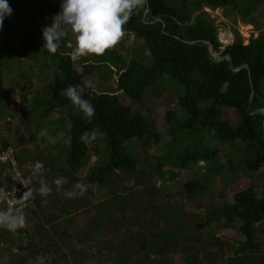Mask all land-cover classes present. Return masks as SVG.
Masks as SVG:
<instances>
[{"label": "trees", "instance_id": "1", "mask_svg": "<svg viewBox=\"0 0 264 264\" xmlns=\"http://www.w3.org/2000/svg\"><path fill=\"white\" fill-rule=\"evenodd\" d=\"M57 1L56 11L59 12L60 0ZM8 2L15 11L12 17L31 16L38 21L37 14L42 10L38 7L39 0ZM263 3L264 0H145L144 6L134 11L125 29L135 38L146 42L150 63L139 55L125 61L117 51L118 44L103 55L88 56L75 62L70 59L71 52H63L66 49L63 47L62 51L55 53L56 77L41 91H36L35 96L28 101V116H36L41 121L47 120L55 112L64 113L55 125L45 127L49 132L64 127L60 154L57 158H49L46 163L47 167H54L60 161L58 169L64 177L70 178L68 174L76 176L90 160L91 146L89 142L85 144L81 141V135L88 131L97 133L102 138L103 148L98 150L101 157L84 178L87 192H91L92 186L101 191H109L107 202H98L93 215V229L100 236L98 241L102 239V228L106 223L113 222V219L120 221L116 213L131 218L134 214L147 212L153 207L163 219L179 220L176 229L166 230L157 226V220L152 214L153 218L150 217L145 222L152 232L149 236L145 232H139L143 240L131 250L136 253L135 257L129 260L128 254L119 245L115 248L120 257L119 264H153L152 256L167 255L171 246L176 250H184L187 246L181 243L192 240L187 239L186 234V230L192 225L183 212L171 214L166 206L157 208V205L149 203L146 206L142 199H139L140 208L134 205L131 198L135 194L133 196L132 192L126 191L129 188L126 186L127 179L147 174L138 171V159L131 151L132 143L143 141L148 145H161L163 152L155 157L157 162L152 167L153 171L164 175L167 183L172 179L174 184L169 185L180 187L182 195L190 199H197L214 182V175L218 171L214 164L221 153L220 147H216L215 143L223 145L242 142L241 147H234L231 151L233 155L229 156V168L237 171L245 167L247 171L262 170L264 174V30L258 37H252L248 44L237 36L232 44L224 46L219 37L216 18L207 11V8H231L244 21L251 22L250 15ZM12 30L14 29H3L0 34H5L11 43L22 39L21 30L11 32ZM29 38H25V46L27 43L29 46L36 44L35 37L32 40ZM226 56H230V59ZM9 67L0 54V112L8 106V100L12 96L4 78V70ZM98 72L106 77L117 75L120 90L131 102H125L118 94L98 93L89 85L84 98L91 99L95 114L91 121H87L83 113L62 96V92L69 85H88L86 77ZM167 80L174 84L177 81L185 89L184 93H181L180 87L176 90L179 94L180 113L169 112V148L163 144V135L155 123L146 114L134 111L133 108V102L143 103L150 87L162 90L161 87ZM223 108L233 109L239 122L233 124L228 116H224ZM184 133H188L192 143L184 147L181 163L178 160L173 163L175 144L179 140L182 142L181 136L187 139ZM2 152L0 149V153ZM28 154L25 149L17 153L20 170L28 162ZM202 161L209 164L205 178H189L185 172ZM1 166L0 174L3 175L7 166ZM2 184L6 183L2 181ZM9 186L12 187V183ZM151 187L157 190L155 186ZM23 188L11 199L13 208H22L24 214H27V208L22 206L30 201V193H26ZM259 189L260 195L257 187L250 184L248 188L235 193L233 201L226 200L222 205L206 212L207 220L214 223L217 229L231 226L245 238L236 241L234 253L225 257L223 264H264L262 243L257 240L258 236L264 234V178ZM17 195L22 197L23 203L20 205L15 202ZM52 196L55 195L51 193ZM34 202L39 208L42 206V200L38 197H35ZM72 203L70 199L67 208H71ZM9 206L0 197V210H7ZM33 212L38 213V209ZM257 222H260L258 226ZM12 235L13 232L0 228V252ZM19 236L12 243L14 248L20 246L17 249L22 248V238ZM36 246L35 242H31L29 249ZM24 262L21 256H17L12 264ZM185 264L209 262L191 257L185 259Z\"/></svg>", "mask_w": 264, "mask_h": 264}, {"label": "rangeland", "instance_id": "2", "mask_svg": "<svg viewBox=\"0 0 264 264\" xmlns=\"http://www.w3.org/2000/svg\"><path fill=\"white\" fill-rule=\"evenodd\" d=\"M39 2L38 7L42 10L40 14H37L38 21L31 16L22 18L16 16L4 22L3 29L7 31L11 28L14 29L11 32L21 30L22 39L11 43L5 34H0V54L6 59V65L10 66L4 70V78L8 89L12 91L8 106L0 112V149L4 151L11 146L16 150V155L22 149L29 152L28 162L22 165V171H19L26 182L25 192L30 193V201L26 204L23 203L22 197L17 195L16 204L23 203L22 207L28 210V213L24 214L25 226L13 233L12 237L4 243L0 252V264H12L17 256L24 259V264H39L37 257H40L44 264H119L120 257L115 248L119 245L120 249L128 254L129 260L135 257L136 253L131 250L138 247L143 240L139 232H145L147 236L152 232L151 228L145 224L152 214L157 220V226L159 228L162 226L166 230L176 229L179 220H165L160 217V212L153 210V207H150L147 212L134 214L131 218L119 216L116 213L120 221L113 219V222H105L102 228V239L98 241L100 236L93 229L95 225L93 215L96 213L98 202H107L109 191H101L92 186L91 192H86L83 197L77 196L73 199L65 195L66 191H78L75 188L78 182L87 185L84 178L101 157L98 150L103 148L102 138L97 133H94L95 139L89 141L90 160L77 172L76 176L68 174L70 178L64 177L58 169L60 161H57L54 167H47V160L57 158L60 154L64 127L61 126L55 132L46 131L45 127L55 125L64 113L55 112L45 121L27 114L28 101L35 96L36 91H41L57 75L55 54H50L43 49L41 29L52 23V17L58 13L56 11L58 1L39 0ZM207 11L216 18L219 37L224 46L232 44L237 36L248 44L252 37H258L264 30V3L250 15L251 22L244 21L231 8L217 10L207 8ZM34 37L36 44L29 46L27 43L25 46L27 42L25 38L32 40ZM63 47L66 49L63 50ZM62 50L71 52V49L67 47V41L61 44L58 52ZM117 51L127 62L135 55L151 62L146 42L135 38L132 33L125 32V36L118 43ZM86 81L98 93L118 94L125 102H131V99L120 90L117 75L106 77L102 72H98L87 76ZM175 82L176 84L167 80L161 87L162 90L150 87L143 103L133 102L134 111L146 114L155 123L158 131L163 135V144L166 148H169L171 142L169 112L180 113L179 94L176 90L180 87L181 93L185 91L183 85ZM223 113L233 124L239 122L233 109L223 108ZM184 135L187 139L181 136L182 142L179 140L173 149V163L174 160L181 163L180 159L185 153L184 147L192 143L188 133ZM194 142L195 140L193 144ZM215 146L220 147L221 153L214 164V168H218L214 175V182L197 199H190L182 195L180 187L169 185L174 184L172 179L167 183L164 175L153 171L152 167L157 162L155 157L163 152L161 145H148L143 141L131 144V151L138 159V171H144L147 174L136 179L133 177L127 179L126 186L129 188L126 191L132 192L133 196L135 194L134 197L131 196L134 205L140 208L139 199H142L146 206L147 203L157 205V208L166 206L171 214L183 212L187 217L186 220L192 225L186 230L187 239L192 240L181 243L187 248L180 251L171 246V251H168L167 255L152 256L153 264H185V259L191 257L198 258L201 262L208 261L209 264L212 262L223 264L224 258L234 253L236 241L245 239L237 229L231 226L217 229L214 223L207 220L206 212L212 207L222 205L226 200L233 201L234 194L248 188L250 184L257 187L260 195L259 188L263 184L264 174L262 170L251 172L245 167L237 171L229 168V156L233 155L231 151L234 147H241L242 142L223 145L215 143ZM37 161L43 162L44 171L42 174L33 175V168ZM208 165L204 161L199 162L185 174L191 179H204L208 172ZM14 177L16 178L14 171L7 164L4 174H0V182L3 181L8 186L11 183L16 184ZM60 177L66 178L67 183L58 187L53 181ZM29 179L31 183H28ZM40 179H43L51 189L46 197L39 194ZM151 186H155L157 190H153L154 187ZM124 187L125 185L122 186L123 189ZM51 193L55 196L51 197ZM35 197L42 200L40 208L34 202ZM70 199L73 201V206L67 208ZM35 209H38V213L33 212ZM18 235L22 238V248L17 249L20 246H15L17 251L14 253L12 243ZM257 240L262 243L261 249L264 253V234L258 236ZM30 241L35 242L37 246L29 249Z\"/></svg>", "mask_w": 264, "mask_h": 264}, {"label": "clouds", "instance_id": "3", "mask_svg": "<svg viewBox=\"0 0 264 264\" xmlns=\"http://www.w3.org/2000/svg\"><path fill=\"white\" fill-rule=\"evenodd\" d=\"M145 0H60V10L52 17V23L43 26V49L50 54L57 53L61 44L67 41V47L71 49L70 59L77 61L80 58L92 55H103L107 50L116 46L125 36V25L134 11L139 10ZM14 14L8 0H0V32L3 31L4 22ZM89 85H69L63 92L74 108L83 113L87 121H91L95 114V107L91 99H85L84 93ZM81 141L87 144L95 139L94 132H84ZM44 171V164L37 161L33 168V175ZM31 183V180H28ZM39 194L47 196L51 189L43 179H40ZM56 186L67 183L64 177L53 181ZM78 191H66L69 198L83 197L87 192V185L77 183ZM260 222H257L259 225ZM25 226V215L22 208L9 206L7 210H0V228L15 233ZM12 251L15 253L16 248ZM39 264H44L37 257Z\"/></svg>", "mask_w": 264, "mask_h": 264}, {"label": "built area", "instance_id": "4", "mask_svg": "<svg viewBox=\"0 0 264 264\" xmlns=\"http://www.w3.org/2000/svg\"><path fill=\"white\" fill-rule=\"evenodd\" d=\"M9 164L14 171L16 178V184H13L12 187L2 184L0 182V197L1 199L6 200V204L14 207V203L11 199L18 191H21L23 187H26V182L22 173H20L19 163L16 157V151L13 147H7L2 153H0V166Z\"/></svg>", "mask_w": 264, "mask_h": 264}, {"label": "water", "instance_id": "5", "mask_svg": "<svg viewBox=\"0 0 264 264\" xmlns=\"http://www.w3.org/2000/svg\"><path fill=\"white\" fill-rule=\"evenodd\" d=\"M148 7H149V4H148ZM147 11H148V9H147ZM209 48H210V50H211V44L209 43ZM228 59H230V56H226ZM223 59V58H222ZM247 67H248V65H247ZM264 111V110H263Z\"/></svg>", "mask_w": 264, "mask_h": 264}]
</instances>
